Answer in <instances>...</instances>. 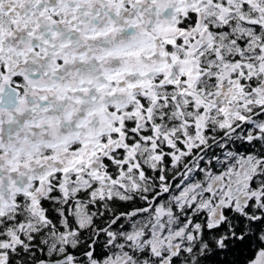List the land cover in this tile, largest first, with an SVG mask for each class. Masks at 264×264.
<instances>
[{
	"label": "snow or ice",
	"instance_id": "obj_1",
	"mask_svg": "<svg viewBox=\"0 0 264 264\" xmlns=\"http://www.w3.org/2000/svg\"><path fill=\"white\" fill-rule=\"evenodd\" d=\"M0 264H264V0H0Z\"/></svg>",
	"mask_w": 264,
	"mask_h": 264
}]
</instances>
